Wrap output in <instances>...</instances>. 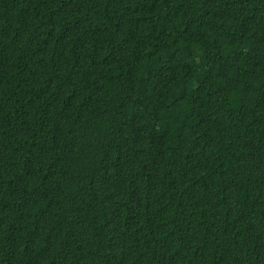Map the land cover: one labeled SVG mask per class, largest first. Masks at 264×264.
<instances>
[{"label": "trees", "instance_id": "16d2710c", "mask_svg": "<svg viewBox=\"0 0 264 264\" xmlns=\"http://www.w3.org/2000/svg\"><path fill=\"white\" fill-rule=\"evenodd\" d=\"M0 264H264V0H0Z\"/></svg>", "mask_w": 264, "mask_h": 264}]
</instances>
